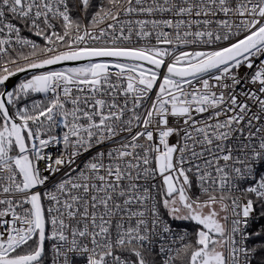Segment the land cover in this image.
Masks as SVG:
<instances>
[{"label":"snow or ice","instance_id":"1","mask_svg":"<svg viewBox=\"0 0 264 264\" xmlns=\"http://www.w3.org/2000/svg\"><path fill=\"white\" fill-rule=\"evenodd\" d=\"M0 264H264V0H0Z\"/></svg>","mask_w":264,"mask_h":264}]
</instances>
